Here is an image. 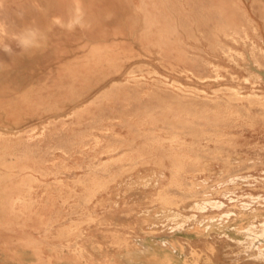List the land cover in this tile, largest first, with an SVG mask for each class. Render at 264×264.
Returning a JSON list of instances; mask_svg holds the SVG:
<instances>
[{
	"label": "rangeland",
	"instance_id": "obj_1",
	"mask_svg": "<svg viewBox=\"0 0 264 264\" xmlns=\"http://www.w3.org/2000/svg\"><path fill=\"white\" fill-rule=\"evenodd\" d=\"M262 226L264 0H0V264H264Z\"/></svg>",
	"mask_w": 264,
	"mask_h": 264
},
{
	"label": "clouds",
	"instance_id": "obj_2",
	"mask_svg": "<svg viewBox=\"0 0 264 264\" xmlns=\"http://www.w3.org/2000/svg\"><path fill=\"white\" fill-rule=\"evenodd\" d=\"M243 231L251 233V235L247 237V239L252 242L247 245V252L253 251V244H256L257 241L261 242L259 246L255 249L258 254L247 255V252L243 254L246 255V258L250 260H264V226L261 227L258 234L251 227H246L243 229ZM241 243H243V240H241Z\"/></svg>",
	"mask_w": 264,
	"mask_h": 264
}]
</instances>
